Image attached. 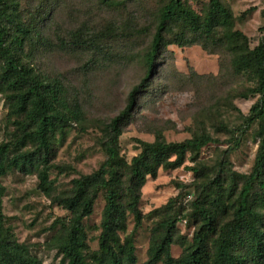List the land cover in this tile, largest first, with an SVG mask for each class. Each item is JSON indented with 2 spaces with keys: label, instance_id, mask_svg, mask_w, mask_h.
Here are the masks:
<instances>
[{
  "label": "rangeland",
  "instance_id": "1",
  "mask_svg": "<svg viewBox=\"0 0 264 264\" xmlns=\"http://www.w3.org/2000/svg\"><path fill=\"white\" fill-rule=\"evenodd\" d=\"M20 1V14L27 23L38 14V18H46L39 27L55 44L47 49L41 46L35 53L27 46L24 59L32 61L47 78L59 80L68 103H78L83 113L80 121L70 120L57 134L51 155L53 195H65L70 193L74 179L96 172L106 160L103 142L108 139L107 124L126 107L131 90L147 72L146 56L163 2L116 0V5L108 6L99 0ZM184 1L199 14L209 2ZM223 2L235 16V28L256 46L264 36V0ZM77 35H82L78 44L74 42ZM217 51L211 53L200 44L166 46L155 61L151 80L138 95L131 118L123 123L118 147L129 163L141 150L139 141L153 142L158 132L167 142H181L203 132L215 139L202 149L197 160L188 158L176 169L160 168L156 178L147 179L140 201L142 223L137 227L129 214L127 229L120 233L122 242L127 237L133 239L136 264H147L154 229L174 218L181 207L188 220L185 216L176 222L172 255L178 258L192 245L200 224L192 211L195 200L217 212L220 226L230 221V205L238 192L235 185L255 166L261 141L259 124L242 135L237 149L226 152L240 133L241 114L248 115L257 100L239 96L253 82L234 72L232 57L224 49ZM8 114L9 104L0 91V144L13 141L17 134L14 118ZM220 170L216 183L213 180ZM0 183L5 187V225L14 239L27 245L43 264H65L59 245L71 213L39 189L38 169L30 173L9 170L0 177ZM185 195H189L190 203L184 204ZM171 199H177V205L169 209ZM105 204L103 191L95 200L93 213L84 220L88 262L101 252Z\"/></svg>",
  "mask_w": 264,
  "mask_h": 264
},
{
  "label": "trees",
  "instance_id": "2",
  "mask_svg": "<svg viewBox=\"0 0 264 264\" xmlns=\"http://www.w3.org/2000/svg\"><path fill=\"white\" fill-rule=\"evenodd\" d=\"M99 1L108 6L117 4L116 0ZM162 2L146 56L147 72L131 90L126 107L107 124L108 139L103 142L106 160L96 172L74 179L69 194L54 196L50 161L58 142L57 134L70 120L80 121L82 109L78 103H68L59 80L47 78L32 61L24 59L27 46L31 47V53L41 46L45 49L55 46L39 27V22L46 18L40 19L38 14L27 23L20 14V0H0V91L5 94L8 115L14 118L17 130L13 141L0 144V177L12 169L30 173L36 168L39 189L70 211L59 245L65 264H136L133 239L127 237L122 242L120 233L127 229L129 214L137 227L142 223L140 201L147 179L156 178L160 168L176 169L188 158L197 160L202 149L215 139L203 132L181 142H167L158 132L153 142L139 141L141 150L129 163L121 157L118 147L123 123L131 118L138 95L147 87L155 61L166 46L200 44L211 53L222 48L232 57L234 72L253 82V86L239 96L257 97L249 114H241L240 133L226 152L237 149L242 135L259 124L261 141L255 166L235 185L238 192L230 205V221L220 226L217 212L193 201L192 211L200 224L192 245L176 258L171 252L176 222L187 213L181 207L174 218L159 223L154 229L147 264H264V36L253 47L249 37L235 28V16L223 0H209L202 14L184 0ZM168 33H171L170 40ZM81 36H75L74 42L78 44ZM220 163L223 164V160ZM191 169L199 172L194 167ZM220 172L213 180L216 183H219ZM103 191L106 204L99 238L101 252L88 262L84 220L93 213L95 200ZM4 192L5 187L0 183V264H43L31 254L27 245L17 242L6 227L2 208ZM185 196L184 204L190 203L189 195ZM176 205L177 199L167 204L169 209Z\"/></svg>",
  "mask_w": 264,
  "mask_h": 264
}]
</instances>
